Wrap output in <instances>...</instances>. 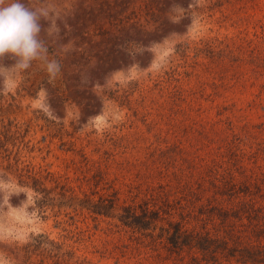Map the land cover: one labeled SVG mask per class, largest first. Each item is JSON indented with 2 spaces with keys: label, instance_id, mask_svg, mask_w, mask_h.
<instances>
[{
  "label": "rangeland",
  "instance_id": "374dc122",
  "mask_svg": "<svg viewBox=\"0 0 264 264\" xmlns=\"http://www.w3.org/2000/svg\"><path fill=\"white\" fill-rule=\"evenodd\" d=\"M25 2L70 43H50L55 77L35 62L0 80V264H186L120 206L158 147L188 156L238 133L264 172V0ZM116 191L111 216L93 211Z\"/></svg>",
  "mask_w": 264,
  "mask_h": 264
},
{
  "label": "trees",
  "instance_id": "16d2710c",
  "mask_svg": "<svg viewBox=\"0 0 264 264\" xmlns=\"http://www.w3.org/2000/svg\"><path fill=\"white\" fill-rule=\"evenodd\" d=\"M175 96L183 98V91ZM207 140L188 156L174 145L139 160L140 182L131 186V202L120 206L119 219L150 237L159 228L169 257L185 261L188 252L186 264H264V172L250 173L245 162L254 156L238 133H227L219 147ZM171 175L176 185L166 184ZM119 201L116 191L93 211L111 216Z\"/></svg>",
  "mask_w": 264,
  "mask_h": 264
},
{
  "label": "clouds",
  "instance_id": "9594fccd",
  "mask_svg": "<svg viewBox=\"0 0 264 264\" xmlns=\"http://www.w3.org/2000/svg\"><path fill=\"white\" fill-rule=\"evenodd\" d=\"M69 29L66 21L46 7L29 6L25 0H0V80L5 70L27 71L35 62L55 77L60 64L50 59V43L66 50L70 41L65 42L62 33ZM9 60L12 63L6 64Z\"/></svg>",
  "mask_w": 264,
  "mask_h": 264
},
{
  "label": "water",
  "instance_id": "95a60500",
  "mask_svg": "<svg viewBox=\"0 0 264 264\" xmlns=\"http://www.w3.org/2000/svg\"><path fill=\"white\" fill-rule=\"evenodd\" d=\"M153 63V60H151L150 61V63L149 64H152ZM0 177H3V178H7L8 179V177L3 173V172H0ZM27 194L26 193H24V196H26ZM2 201H3V199L1 198L0 199V207H1V203H2Z\"/></svg>",
  "mask_w": 264,
  "mask_h": 264
}]
</instances>
